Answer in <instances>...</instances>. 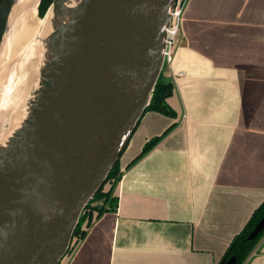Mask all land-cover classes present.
<instances>
[{
  "label": "crops",
  "instance_id": "obj_1",
  "mask_svg": "<svg viewBox=\"0 0 264 264\" xmlns=\"http://www.w3.org/2000/svg\"><path fill=\"white\" fill-rule=\"evenodd\" d=\"M177 45L175 117L144 112L60 264H217L264 200V0H186Z\"/></svg>",
  "mask_w": 264,
  "mask_h": 264
},
{
  "label": "water",
  "instance_id": "obj_2",
  "mask_svg": "<svg viewBox=\"0 0 264 264\" xmlns=\"http://www.w3.org/2000/svg\"><path fill=\"white\" fill-rule=\"evenodd\" d=\"M14 1L0 0V45ZM175 2L84 0L74 26L60 25L40 45L38 80L33 71L22 99L32 115L0 145V264H60L149 104ZM263 227L264 214L247 239Z\"/></svg>",
  "mask_w": 264,
  "mask_h": 264
},
{
  "label": "bare ground",
  "instance_id": "obj_3",
  "mask_svg": "<svg viewBox=\"0 0 264 264\" xmlns=\"http://www.w3.org/2000/svg\"><path fill=\"white\" fill-rule=\"evenodd\" d=\"M37 1L38 0H15L11 5L8 16V30L0 45V77L4 78L8 76V72L10 71L3 72V67L11 58H16L17 60L22 59V66L28 73L27 80L31 81L34 75L32 70L33 64L35 56L38 50H40V45H42L43 42L45 43L48 36L60 25L71 24L73 22L70 25V27H73L75 11L77 8L81 7L84 2V0H57V2L50 7L46 17L42 19L37 15ZM22 43L23 45L19 46ZM45 44L50 45L51 43L46 42ZM17 46H19V48L16 52L7 55L8 52L12 51ZM49 50L50 47H48V52ZM57 51L52 53L58 55ZM28 81L27 83L19 85L15 84V87L13 84L10 86L13 92L9 94L6 106V103H2V98H0V145L5 144L8 136H10V133L13 132L14 129L17 128L16 131L19 132L21 126L24 128L32 115L31 104L27 103V101H22L25 95L21 97L29 88ZM17 83H20L19 79ZM1 88L0 94L2 93ZM20 103L21 108L18 110L17 107ZM4 119H7L8 125H11H9L10 127L7 130L2 131L1 125Z\"/></svg>",
  "mask_w": 264,
  "mask_h": 264
},
{
  "label": "trees",
  "instance_id": "obj_4",
  "mask_svg": "<svg viewBox=\"0 0 264 264\" xmlns=\"http://www.w3.org/2000/svg\"><path fill=\"white\" fill-rule=\"evenodd\" d=\"M52 0H41L38 9H37V15L42 18L50 5ZM163 70L158 77L156 84L151 92V96L149 99V104L146 107V111H155L158 113H161L163 115L169 116V117H175L176 113L175 111L169 106L167 103V98L172 94L173 91V83L172 81H168L166 79H163ZM166 133V131L160 135L153 136L149 138L147 141L144 142L142 149L137 157H140L144 153H146L149 149H151ZM122 172L120 171L119 166V160L114 164L112 169L109 171L106 180L104 184L100 187V189L94 194V196L89 200V202L85 205L83 208L77 225L73 231L74 235H83L84 231L82 230L81 226L83 222H89L90 220V210L95 209L100 214L102 211H104V207H91V209H88V205L92 200H95L96 196L98 194L102 195V198L105 200L109 197H111L112 190L116 184V182L120 179ZM109 184V188L107 191H103V187L106 184ZM114 199L113 197L111 198ZM116 203H113L112 208L115 206ZM264 214V200L254 209L252 214L250 215L249 219L245 223V225L242 227V229L236 233L231 241L228 243L221 259L217 264H224L229 258L232 256L235 257V263L234 264H245L254 249L256 248L257 244L264 239V227L263 229L252 239L248 240L247 236L252 231V229L255 227L257 222L260 220V218ZM70 249V248H69ZM68 249V251H69ZM67 251V252H68Z\"/></svg>",
  "mask_w": 264,
  "mask_h": 264
},
{
  "label": "rangeland",
  "instance_id": "obj_5",
  "mask_svg": "<svg viewBox=\"0 0 264 264\" xmlns=\"http://www.w3.org/2000/svg\"><path fill=\"white\" fill-rule=\"evenodd\" d=\"M29 38V37H28ZM27 38V39H28ZM27 41V40H26ZM25 41V42H26ZM23 43L19 46H22ZM19 46H17L16 48H14L12 51L8 52L7 55H11L13 54L14 52H16L19 48ZM22 59L20 60H17L16 58H11L6 64L5 66L3 67V72H8V76L6 77H0V88L2 89L1 90V94H0V98H2V103H6L5 106L7 105V98L9 97V94L13 92V90H11L12 88L10 87L12 84L13 86L15 87V84L16 85H19V84H23V83H27V76H28V73L24 70L23 66H22V63H21ZM41 63V59L38 58V56L36 55L35 56V61H34V64H33V71L35 72V75H34V78L36 76V81L38 80V74H39V65ZM10 66H9V65ZM13 64V65H12ZM12 65V66H11ZM12 67V68H11ZM10 68V69H9ZM9 69V70H8ZM164 70H166V67L163 68ZM18 79L20 80V83H17L18 82ZM165 79V76L164 78ZM28 83L30 85H32L34 83V79L32 81H28ZM6 85V86H5ZM9 85V86H8ZM6 92V93H5ZM8 92V93H7ZM26 92L23 94L25 95ZM23 95L21 97H23ZM6 122V121H5ZM2 129H6L7 127L6 126H3L1 127ZM105 190V186L103 187V191ZM95 200H92L89 205H88V209H91V207L94 206L95 202H97L98 199L102 198V195L101 194H98L96 197ZM76 238V235L73 236L72 238V241H74Z\"/></svg>",
  "mask_w": 264,
  "mask_h": 264
},
{
  "label": "built area",
  "instance_id": "obj_6",
  "mask_svg": "<svg viewBox=\"0 0 264 264\" xmlns=\"http://www.w3.org/2000/svg\"><path fill=\"white\" fill-rule=\"evenodd\" d=\"M186 0H176L175 5L173 6L170 12V21L168 27L166 28V49L164 54V67L166 70L170 69L172 72V62L174 60L175 51L178 47V34L181 26L182 15L185 8ZM163 67V68H164ZM163 69V73L166 71ZM175 74H173L174 76ZM73 238V237H72ZM73 241L71 240V247Z\"/></svg>",
  "mask_w": 264,
  "mask_h": 264
}]
</instances>
